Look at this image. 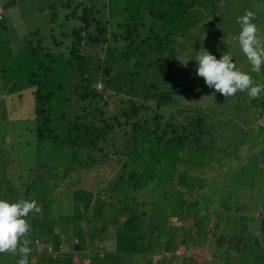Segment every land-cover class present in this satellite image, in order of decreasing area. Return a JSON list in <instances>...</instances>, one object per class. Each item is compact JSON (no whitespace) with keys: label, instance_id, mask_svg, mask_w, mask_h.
Here are the masks:
<instances>
[{"label":"trees","instance_id":"1","mask_svg":"<svg viewBox=\"0 0 264 264\" xmlns=\"http://www.w3.org/2000/svg\"><path fill=\"white\" fill-rule=\"evenodd\" d=\"M48 1L47 26L42 28L38 24L31 32V58L25 77L33 98V113L25 120L31 123L27 132L37 141V146L48 148L52 162L48 169L50 179L46 183L38 181L40 174L33 161L25 172L15 177L17 186L24 192L19 191L18 200H35L42 208L40 214L33 217L30 213L26 217L35 231L30 247L35 238L51 245L49 252L41 253L43 264H139L141 259L143 264H152L147 252L158 244L170 250L188 241L195 243L198 237L195 232L208 230L204 222L211 223L218 204L211 201L204 206L205 212H190L188 205L196 204L197 199L187 202L180 190L175 193L168 179L172 181L176 177L182 185L180 179L185 180V171H178V166L206 159L205 151L211 150L215 158L226 155L234 159L238 155L234 145L243 128L222 121L223 114L232 112L229 107L237 102L232 96L222 98L216 109H179L172 115L177 116L173 120L163 119L161 109L172 104L177 93L175 85H179L175 83L171 62L178 37L186 36L190 26L203 19L202 7L222 10L234 18L227 30H232L229 37L238 36L236 13L231 12L236 3L233 0H225L226 3L223 0H61L62 5L55 6L56 0ZM0 7L1 25L5 8ZM245 10L254 11L256 19L252 22L264 26V0L245 3L240 13ZM58 21L60 24L56 26ZM218 27L215 24L210 28L213 29L210 37L222 31V38L212 45L214 55L229 52L235 64L239 56L244 58L246 65L241 71L261 84L257 79L264 74V66L260 72H252L239 45H235V51L228 49L223 41L229 37H223L224 30ZM259 33L264 39V28ZM95 47L99 48L96 52ZM246 94L238 91L234 97L242 103L261 106L263 113L264 93L257 99H248ZM15 100L18 111L16 96ZM110 100L115 105L106 112L103 106ZM101 101L102 105H98ZM222 101L229 107L219 110ZM254 140L256 146L264 149L262 138ZM66 157L70 163H65ZM109 159L116 161L113 167L118 173L112 183L113 191L120 197L113 200L111 195L104 197L100 190L96 193L76 187L71 197L67 195V207L59 200L63 204L56 211L58 197L54 189L65 186L66 177L75 168H92ZM228 162L231 171L234 163ZM202 179H196L197 184L201 185ZM150 181L155 182L150 215L163 214L157 227L150 225L147 211L140 209L136 201ZM185 183L191 187L192 196L195 189L200 192L198 185ZM65 208L67 212L61 211ZM167 211L171 218H191L193 222L173 224L167 220ZM56 212L57 216L52 217ZM247 222L245 227L249 231L252 227ZM217 226L214 225L215 231ZM42 232L48 236L43 237ZM220 235L221 240L231 239ZM214 248L219 247L210 250L211 261L207 264H221L219 260L216 262ZM230 250L231 247L226 248ZM188 260L191 264L193 258L184 255L181 264H189Z\"/></svg>","mask_w":264,"mask_h":264},{"label":"rangeland","instance_id":"2","mask_svg":"<svg viewBox=\"0 0 264 264\" xmlns=\"http://www.w3.org/2000/svg\"><path fill=\"white\" fill-rule=\"evenodd\" d=\"M51 1L54 2L55 0ZM223 2L226 3L227 1L223 0ZM233 2L236 4L231 9V12H235L236 18H238L244 13L243 11L240 13L243 5L245 3H253L254 0H233ZM0 5L5 8L4 19L0 25V200L16 202L20 198V194H24V192L21 187L17 186L15 177L18 178V175L25 172L32 161L37 165V172L40 174L38 181L41 180L46 183L50 179L48 169L52 162L49 161L48 148L44 145L37 146V141L33 140L27 132L31 123L29 120H25L33 113V98L31 90L26 84L27 79L25 77L31 58V32L34 31L33 28L38 24H42V28L47 26L50 18L49 9L47 8L49 1L0 0ZM54 5L61 6V0H56ZM42 7H44V12H42ZM201 14L204 16L203 19L192 24L186 36H179L177 45H174L175 56L171 58V62L175 83H179V85H175L177 93L172 104L161 109L163 119L169 117L173 120L177 116L172 115H175L179 109H187L189 107L201 110L206 108L216 109L222 98H225L222 94L215 92L214 89L207 87L204 79L196 75L197 62L194 57L203 48L214 55L212 45L222 38V31L221 34L216 32L210 37L213 31L210 28H213L215 24L216 26L220 25L218 28L224 30L223 37H229V34H232V30L228 31L227 29L232 26L234 18L229 17L222 10L204 7L201 8ZM56 24L58 26L60 22L58 21ZM205 25L207 26L204 27ZM257 27L260 30L264 28L262 24H257ZM58 29L57 27L56 31ZM237 30L240 29L237 28ZM40 31L43 32L44 30L41 29ZM212 38L214 40L211 42ZM218 44H221V41H218ZM97 48H94V52L99 50ZM227 48L231 51L236 50L235 46H227ZM99 56L101 57V53H98ZM216 57L219 59L221 56ZM245 65L246 60L239 56V61L236 64L237 68L243 70ZM259 76L257 81L262 84V81L264 82V74ZM261 76L262 79H260ZM97 88L101 89L102 86H97ZM15 96L19 100L20 108L18 111H15L17 109ZM232 98L237 103L229 107L222 101L219 110L225 107H229V110L232 109V112L227 111L223 114L222 121L225 122L224 124L237 123L240 128H243L241 136L238 135L239 138L234 145V148L238 149L236 151L238 155L233 156L234 159L228 158L222 154V149L215 148L222 152L221 155L224 156L215 158L211 156V150L205 151L206 159L178 166V171L182 169L185 171V180L180 179L182 185L177 182L176 177L172 181L168 179L175 193L180 190L186 196L187 202L197 199L196 204L191 203L188 205V211L196 213L204 210L205 212L204 206L207 203L214 201V204H218L214 207L211 223L204 222L205 225H208V230L204 233H201L200 230L197 232L194 230L198 236L197 241L195 243L188 241L187 244L177 245L175 249L167 250L162 247V243L158 244L153 251L147 252L150 255L152 264H181V259L184 255L193 258L191 264H207L211 261L209 254L213 247H219L218 249L214 248L217 251L215 259L216 262L218 260L221 261V264H264V234L262 228L264 211H262V215H259L261 205H263L262 208L264 210V149L261 150V146H256L257 143L254 140L260 138L264 140V112L262 113L261 106H256L254 103L251 105L242 103L238 100V97L233 96ZM247 98L250 99L249 96ZM256 102L260 103V101ZM98 105H102V101ZM114 105L115 103L111 101L103 107H105L107 112L108 109L112 110ZM260 113L262 114L261 116ZM241 122H245V124H241ZM247 135H249L248 138ZM242 137H246V139ZM242 142L245 143L242 144ZM252 145L253 147L249 149ZM260 151L262 152L260 153ZM237 158L240 159L238 160ZM231 160L234 163V165H231L234 167L230 171L231 168H229L230 166L228 167L230 165L228 161ZM64 161L65 163H70L67 157ZM115 164L116 161L114 159H109L107 162H100L92 168H75L76 170H73L66 177L65 186L61 185L54 189V194L58 197L55 204L56 211L57 207L60 211L63 203L67 207L69 204L67 195L71 197L76 187L96 193L100 190L104 197L108 198L111 195L113 200L116 197H120L116 191H113L114 183L112 182L118 173V170L113 167ZM176 175H178L177 172ZM163 179L166 180L167 178ZM196 179L203 180L201 185L197 184L198 180ZM154 181H150V184L144 187L137 195L136 201L140 209L147 211L150 225L157 227L160 216L162 217L163 214L158 213L157 209L155 213H158V215H150L152 208L150 200L155 186ZM185 181L189 184L198 185L202 191L200 189V192H198L195 189L196 192L192 196L190 194V191H192L191 187ZM231 199H233L231 203L233 207L230 208L228 206L231 205ZM59 200H62L63 203ZM241 202L245 206L251 204L255 211L258 205L259 212L256 213L249 208L248 212L244 211V214L240 215L239 207ZM61 211L67 212L68 210L65 208ZM247 213L248 215H246ZM54 216H57V212L52 217ZM252 216H254V224L252 229L248 231L245 224L250 221L247 218ZM258 216H260V222L255 226L256 217ZM166 217L167 220L177 225H191L193 222L191 218L184 220L171 218L169 211H167ZM206 221L208 220L206 219ZM29 223L32 227L33 223L31 221ZM215 224H218L217 231L214 230ZM33 232H35L33 229L30 230L29 239ZM217 232L224 236H229L231 239L224 237L221 240V235ZM42 235L43 237L48 236L46 232L45 234L42 232ZM245 245H247V248ZM228 247H231L230 251H226ZM50 248L51 245L49 243L39 242V240L37 242L35 238L29 255V264H43L41 253L44 251L49 252ZM216 254L218 255L216 256ZM19 259V253H0V264H17ZM74 259L76 260L77 256ZM188 262L190 264L189 260ZM143 263L144 260L141 259L139 264Z\"/></svg>","mask_w":264,"mask_h":264},{"label":"clouds","instance_id":"3","mask_svg":"<svg viewBox=\"0 0 264 264\" xmlns=\"http://www.w3.org/2000/svg\"><path fill=\"white\" fill-rule=\"evenodd\" d=\"M255 19L254 11L245 10L236 21L240 28L238 36L229 37L223 42L226 46L238 44L251 65V71L260 72L264 66V39L260 38L259 29L252 22ZM194 59L197 62L196 75L204 79L207 87L222 94L226 99L238 91L247 92L253 99L264 93V84L256 83L248 73L238 69L229 52L217 59L203 48ZM132 62H135L134 58ZM41 212L42 208L35 200H0V253H19L17 264H29L32 240L28 238L31 226L26 217L30 213L34 217Z\"/></svg>","mask_w":264,"mask_h":264},{"label":"crops","instance_id":"4","mask_svg":"<svg viewBox=\"0 0 264 264\" xmlns=\"http://www.w3.org/2000/svg\"><path fill=\"white\" fill-rule=\"evenodd\" d=\"M262 206H263V205H261V211L259 212V211H258V205H257V210L255 211V210H253L251 204L245 206V205L241 202V205H240V207H239V208H240V209H239V210H240L239 213H240V215H243V214H244V211H247V212H248V210H249V208H250V210H253V211H255L256 213L259 212V215H262V211H264L263 208H262ZM246 215H248V213H247ZM244 217H245V216H244ZM247 219H250V221L247 222V226L250 228V227H252L253 224H254V216H252L251 218H247ZM259 222H260V216L256 217V224H255V226H257ZM262 222H263V225H264V220H263V219H262ZM262 228H263V234H264V226H262ZM245 247L247 248V245H245Z\"/></svg>","mask_w":264,"mask_h":264},{"label":"built area","instance_id":"5","mask_svg":"<svg viewBox=\"0 0 264 264\" xmlns=\"http://www.w3.org/2000/svg\"><path fill=\"white\" fill-rule=\"evenodd\" d=\"M1 17H2V9L0 7V20H1Z\"/></svg>","mask_w":264,"mask_h":264}]
</instances>
